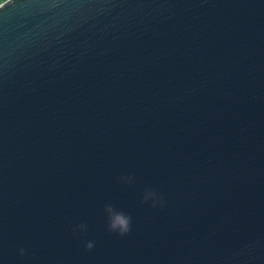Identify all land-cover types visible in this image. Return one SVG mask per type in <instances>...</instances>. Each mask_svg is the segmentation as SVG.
I'll use <instances>...</instances> for the list:
<instances>
[{
  "label": "water",
  "instance_id": "95a60500",
  "mask_svg": "<svg viewBox=\"0 0 264 264\" xmlns=\"http://www.w3.org/2000/svg\"><path fill=\"white\" fill-rule=\"evenodd\" d=\"M63 2L84 8L0 3V53L23 44L0 75V264H218L264 247V0ZM105 203L131 215L128 235L106 230Z\"/></svg>",
  "mask_w": 264,
  "mask_h": 264
},
{
  "label": "clouds",
  "instance_id": "9594fccd",
  "mask_svg": "<svg viewBox=\"0 0 264 264\" xmlns=\"http://www.w3.org/2000/svg\"><path fill=\"white\" fill-rule=\"evenodd\" d=\"M10 2H14V0H10ZM62 3L65 12H70L73 8H84L82 4L64 3L63 0H52L51 3L47 0H21L20 8L26 15L44 16L51 9L60 8ZM44 19L47 20L48 18L45 16ZM22 48L23 44L5 38L3 51L0 53V75H3L5 79L8 78L9 73L15 74L18 71L19 56L16 53ZM133 179L131 175L118 177L121 183L128 184L132 183ZM149 202L154 209L163 208L166 204L163 193L153 188H146L142 194L141 203ZM103 212L106 216V230L109 233L124 237L132 231L131 215L111 203L104 204ZM87 230L88 225L82 222L72 228V233L77 236L78 233L87 232ZM94 246V241H87L85 249L90 251ZM25 254V249L20 248L19 255L23 257ZM218 264H264V247L256 240L244 241L226 255L221 256Z\"/></svg>",
  "mask_w": 264,
  "mask_h": 264
},
{
  "label": "rangeland",
  "instance_id": "374dc122",
  "mask_svg": "<svg viewBox=\"0 0 264 264\" xmlns=\"http://www.w3.org/2000/svg\"><path fill=\"white\" fill-rule=\"evenodd\" d=\"M3 1H5V0H0V3H2Z\"/></svg>",
  "mask_w": 264,
  "mask_h": 264
}]
</instances>
